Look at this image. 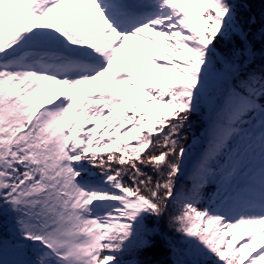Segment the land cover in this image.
I'll list each match as a JSON object with an SVG mask.
<instances>
[{
	"label": "snow or ice",
	"instance_id": "obj_1",
	"mask_svg": "<svg viewBox=\"0 0 264 264\" xmlns=\"http://www.w3.org/2000/svg\"><path fill=\"white\" fill-rule=\"evenodd\" d=\"M0 264H264V0H0Z\"/></svg>",
	"mask_w": 264,
	"mask_h": 264
},
{
	"label": "bare ground",
	"instance_id": "obj_2",
	"mask_svg": "<svg viewBox=\"0 0 264 264\" xmlns=\"http://www.w3.org/2000/svg\"><path fill=\"white\" fill-rule=\"evenodd\" d=\"M146 34L147 35H151V33H146ZM157 39H159V38H157ZM149 54L158 57V54H156V53H149ZM127 56H128V59H131V60H138L139 59V57L135 53H127ZM118 58H119V55H118ZM141 63L144 64L147 67H151L150 65H147L146 62L141 61ZM115 67L116 68H122L123 67V64L115 63ZM153 70H155V69H153ZM81 87H82V89L84 91H100V90H103L102 87L101 88H97L96 84H87V85H83Z\"/></svg>",
	"mask_w": 264,
	"mask_h": 264
},
{
	"label": "rangeland",
	"instance_id": "obj_3",
	"mask_svg": "<svg viewBox=\"0 0 264 264\" xmlns=\"http://www.w3.org/2000/svg\"><path fill=\"white\" fill-rule=\"evenodd\" d=\"M117 55H120V54H117ZM86 92H91V91H86ZM129 127H130V125H129Z\"/></svg>",
	"mask_w": 264,
	"mask_h": 264
},
{
	"label": "trees",
	"instance_id": "obj_4",
	"mask_svg": "<svg viewBox=\"0 0 264 264\" xmlns=\"http://www.w3.org/2000/svg\"><path fill=\"white\" fill-rule=\"evenodd\" d=\"M258 7V6H257Z\"/></svg>",
	"mask_w": 264,
	"mask_h": 264
}]
</instances>
